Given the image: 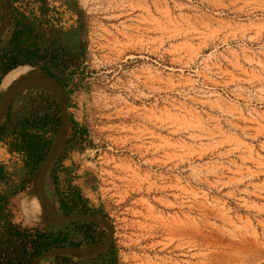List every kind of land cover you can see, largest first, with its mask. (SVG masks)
I'll use <instances>...</instances> for the list:
<instances>
[{
  "label": "rangeland",
  "instance_id": "374dc122",
  "mask_svg": "<svg viewBox=\"0 0 264 264\" xmlns=\"http://www.w3.org/2000/svg\"><path fill=\"white\" fill-rule=\"evenodd\" d=\"M74 1L67 140L80 128L115 264H264V0ZM29 188L7 211L42 227L16 216Z\"/></svg>",
  "mask_w": 264,
  "mask_h": 264
},
{
  "label": "trees",
  "instance_id": "16d2710c",
  "mask_svg": "<svg viewBox=\"0 0 264 264\" xmlns=\"http://www.w3.org/2000/svg\"><path fill=\"white\" fill-rule=\"evenodd\" d=\"M68 8L77 13L76 26L61 30L52 26H44L42 18L25 16L13 10L9 22V30L0 35V79L2 80L17 65H31L41 68L55 77L59 67L66 69L71 62L77 60L84 51L82 11L74 0H65ZM41 15L44 5L39 8ZM78 45V52L72 54L71 45ZM10 70V71H9ZM14 70V69H13ZM7 72V73H6ZM6 73V74H5ZM69 74L65 80H71ZM3 76V77H2ZM0 80V82H1ZM42 102V99L39 98ZM30 114L10 115L0 131L1 137H9L8 150L22 152L24 161L18 170H8L0 164V264H30L31 260L42 251L56 246H79L81 242L91 243L100 240L97 233L98 224L85 221H68L64 223L46 224L42 227H22L13 223L7 205L12 197L30 186L32 173L43 159L50 139L42 138L38 133L42 117L36 119ZM32 119V120H31ZM70 122L74 124L70 117ZM76 127V124H74ZM80 128H75L71 136L70 147L78 143ZM66 145L50 165L47 175L55 183L52 201L62 214L90 213L104 218L100 209H90L86 201L80 197L79 190L67 180L62 189L57 187L56 172L64 158ZM66 172V171H65ZM15 178V179H14ZM78 238L77 241H74ZM116 254L112 247L103 254L93 257L71 258L55 256L42 260L39 264H115Z\"/></svg>",
  "mask_w": 264,
  "mask_h": 264
},
{
  "label": "water",
  "instance_id": "95a60500",
  "mask_svg": "<svg viewBox=\"0 0 264 264\" xmlns=\"http://www.w3.org/2000/svg\"><path fill=\"white\" fill-rule=\"evenodd\" d=\"M8 1L9 0H4V16L0 21V34L7 27L11 17V9ZM16 68H25L26 70L17 76L4 89L0 90V120L5 116L10 100L18 93L31 87H40L48 90L60 110V120L58 126L43 159L35 169L31 178L30 188L27 192H25L27 195L35 196L41 207V213L38 221H34V223L46 225L64 223L68 221H85L98 224L107 229L106 235L98 241L79 246L63 245L49 248L35 256L31 260L30 264H39L42 260L55 256H68L77 259L101 255L105 253L112 244L113 231L111 224L106 219L94 216L90 213L78 212L73 214H62L58 212L45 189V178L48 169L64 147L69 127V120L66 115L62 89L57 84L53 76L47 74L38 67L23 64L17 65L10 70Z\"/></svg>",
  "mask_w": 264,
  "mask_h": 264
},
{
  "label": "flooded vegetation",
  "instance_id": "af4514ba",
  "mask_svg": "<svg viewBox=\"0 0 264 264\" xmlns=\"http://www.w3.org/2000/svg\"><path fill=\"white\" fill-rule=\"evenodd\" d=\"M8 3L10 6V0L8 1ZM10 9H11V17H12L13 9L11 8V6ZM3 16H4V0H0V21L2 20ZM4 30L2 33H4ZM71 49L73 51L72 54L74 56V54L78 52V45L72 44ZM72 65H74V60L71 62V65L69 64L68 67H66V69H64L63 67L57 68V70H55L56 76L54 77L57 84L61 87L63 92L66 115L69 120V125L70 124L72 125V123L70 122V115L68 113L70 101H69L67 89H69L71 82L70 79L69 80H65V79L69 75L70 73L69 69L71 68ZM39 98L42 99V102L39 101ZM18 113L20 116L22 115V113L30 114L32 116L31 118L33 119H36L37 115H40L44 123L41 124V128L38 131V133L42 136V138L45 139L49 138L51 141L60 120V110L57 106V103L55 102V100L53 99V97L51 96L48 90L40 87H31L15 95L10 100L8 104L7 112L3 117V119L0 121V131L4 128V125L8 117L10 115L16 116ZM68 140L66 138L65 145L67 144Z\"/></svg>",
  "mask_w": 264,
  "mask_h": 264
},
{
  "label": "built area",
  "instance_id": "2783aa9c",
  "mask_svg": "<svg viewBox=\"0 0 264 264\" xmlns=\"http://www.w3.org/2000/svg\"><path fill=\"white\" fill-rule=\"evenodd\" d=\"M41 5L45 7V12L42 15L39 12ZM10 6L14 11L25 16L42 18L44 26L48 24L61 30L76 26L79 19L77 13L67 7L65 0H10ZM23 161L22 152L9 151L5 144L0 146V164L5 165L8 170L9 165L21 166Z\"/></svg>",
  "mask_w": 264,
  "mask_h": 264
},
{
  "label": "crops",
  "instance_id": "0c3cea01",
  "mask_svg": "<svg viewBox=\"0 0 264 264\" xmlns=\"http://www.w3.org/2000/svg\"><path fill=\"white\" fill-rule=\"evenodd\" d=\"M7 27L9 28L10 26L8 25ZM3 140L8 142L9 137L3 138L0 136V143ZM70 140H68V142L66 144V150L64 152V158H62V160H61V162L57 168L56 183L58 182L59 174L61 176L63 174L62 177L64 178V180L66 182L68 180L71 185L75 186L79 190L80 197L82 198V195L80 192H82L83 190L89 192L90 194L95 192V190H96L95 184H96V177L97 176L95 174V170H93L90 167V165L92 164V161H91V155L87 154V149L84 148L83 146H79L78 143H75V145H73L71 147V149H69L67 146L70 145V143H71ZM7 142L5 143V145L8 147ZM68 149L70 151H68ZM52 186H53V188L55 187V183L53 181H52ZM45 189H46V187H45ZM46 191H47V189H46ZM53 192H54V190H52V194L54 195ZM82 199H84V198H82ZM86 205H87V203H86Z\"/></svg>",
  "mask_w": 264,
  "mask_h": 264
},
{
  "label": "clouds",
  "instance_id": "9594fccd",
  "mask_svg": "<svg viewBox=\"0 0 264 264\" xmlns=\"http://www.w3.org/2000/svg\"><path fill=\"white\" fill-rule=\"evenodd\" d=\"M204 59L206 60L207 58ZM96 63H97L96 58L93 57V64L95 65ZM197 94L200 95L204 93H197ZM214 94L215 93H213V95ZM256 95H257L256 92L250 93L249 99L255 97ZM100 98L103 99L102 94ZM207 174L215 175V170H210ZM240 182L242 181H236V183H240ZM14 203H15V212L18 219L23 220L25 223L38 221V218L41 213V207L38 199L35 196L22 194L21 196L16 198ZM118 255L121 258L123 264H127L130 257L123 251L119 252Z\"/></svg>",
  "mask_w": 264,
  "mask_h": 264
},
{
  "label": "bare ground",
  "instance_id": "6f19581e",
  "mask_svg": "<svg viewBox=\"0 0 264 264\" xmlns=\"http://www.w3.org/2000/svg\"><path fill=\"white\" fill-rule=\"evenodd\" d=\"M25 68H16L10 71L2 80L0 89H4L8 84H10L17 76L25 72Z\"/></svg>",
  "mask_w": 264,
  "mask_h": 264
}]
</instances>
